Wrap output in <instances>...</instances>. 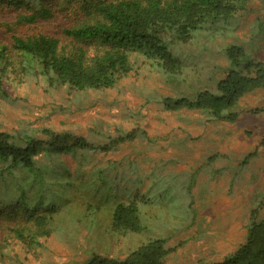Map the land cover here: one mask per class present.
I'll use <instances>...</instances> for the list:
<instances>
[{
	"label": "rangeland",
	"instance_id": "374dc122",
	"mask_svg": "<svg viewBox=\"0 0 264 264\" xmlns=\"http://www.w3.org/2000/svg\"><path fill=\"white\" fill-rule=\"evenodd\" d=\"M17 15L13 9H0L1 44L9 46L13 34L28 31L7 30L5 25H12ZM259 20L264 22V0H251L238 19L181 46L184 84L167 83L138 61L128 77L108 90L52 88L33 75L7 85V99H0V132L49 128L84 137L96 148L41 160V179L24 170L6 178L0 186V264H80L95 254L125 258L159 234L170 237L164 264L219 262L235 252L245 242L251 212L256 209L259 218L264 216V91L241 99L235 123L207 122L194 111L167 112L157 100L179 92L191 96L210 78L217 79L227 67L224 50L229 45H241L251 59L264 63V38L255 29ZM68 22L58 14L34 30L59 36ZM117 130L135 132L136 137L100 151L107 139L99 131L116 137ZM151 172L167 177L172 196L160 198L158 187L165 183L157 184L153 203L143 207L148 231L112 232L111 208L128 201L141 179V192H147ZM22 191L31 206L52 207L47 212L53 219L49 237L22 243L10 232L25 226L34 230L21 210L11 208ZM185 216L192 217L186 219L189 228L172 231Z\"/></svg>",
	"mask_w": 264,
	"mask_h": 264
},
{
	"label": "trees",
	"instance_id": "16d2710c",
	"mask_svg": "<svg viewBox=\"0 0 264 264\" xmlns=\"http://www.w3.org/2000/svg\"><path fill=\"white\" fill-rule=\"evenodd\" d=\"M250 1L0 0V9L18 12L14 23L5 25L7 30L28 29L13 34L9 46L0 43V99H7V85L20 82L28 75L41 76L52 88L66 87L74 92L112 89L135 70L138 61L153 67L167 83L184 84L186 57L180 47L202 33L214 34L223 25L238 19L247 12ZM58 14L69 20L61 27L59 36L34 30L38 23L52 20ZM257 28L264 38V22L259 20ZM226 48L227 67L220 69L217 79L210 78L191 96L180 92L176 97L162 96L157 100L160 106L167 112H200L211 123H235L241 99L255 91H264V63L251 59L239 44ZM117 132L113 137L99 131L98 135L107 139L99 147L100 151L107 152L136 137L135 132ZM94 148L92 142L71 132L59 133L49 128L1 131L0 186H5L6 178L16 170L41 179L44 170L39 163L43 159ZM256 154L248 156L242 164H247ZM150 174L152 182L147 192H141L145 185L141 179L128 201L118 202L111 208L112 232L123 235L147 232L150 223L144 217L143 207L153 203L156 185L165 183L158 187L160 198L169 200L172 196L169 194L172 184L166 183L167 177L155 172ZM27 200V194L22 191L11 206L14 212L21 210L28 223H34V230L27 226L10 229L22 243L37 242L52 233L53 219L47 215L52 207L31 206ZM196 213L194 210L193 216ZM258 214L256 209L251 212L245 242L235 252L219 262L196 264H264V216L259 218ZM188 218L192 219L182 217L179 228L172 231L186 228L190 224ZM169 238L164 234L154 235L125 258L95 254L80 264H164L170 252Z\"/></svg>",
	"mask_w": 264,
	"mask_h": 264
}]
</instances>
